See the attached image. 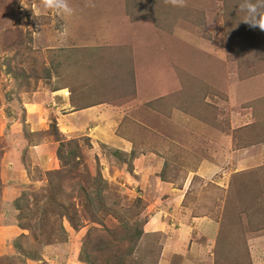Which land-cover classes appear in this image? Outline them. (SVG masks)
Here are the masks:
<instances>
[{"label": "rangeland", "instance_id": "obj_1", "mask_svg": "<svg viewBox=\"0 0 264 264\" xmlns=\"http://www.w3.org/2000/svg\"><path fill=\"white\" fill-rule=\"evenodd\" d=\"M87 3L69 0L64 38L39 0H0V264H264V32L237 0ZM109 38L167 66L163 95L133 101L130 144L68 142L40 87L113 75L126 96L131 53Z\"/></svg>", "mask_w": 264, "mask_h": 264}, {"label": "crops", "instance_id": "obj_2", "mask_svg": "<svg viewBox=\"0 0 264 264\" xmlns=\"http://www.w3.org/2000/svg\"><path fill=\"white\" fill-rule=\"evenodd\" d=\"M105 14L109 17V13ZM107 34H109L111 38L115 36L116 32L108 31ZM110 38L109 43L103 42L99 44V46L118 48V52H120L119 55L124 54L125 52L131 53L130 57H132V61L130 62V67L127 68V74L128 77L133 79L134 86L131 88V92L127 93V91L124 90L126 96H122L120 94L118 84L115 82L113 75L105 78L106 87H101L98 90H96V83L91 89H89L83 83L77 85V87H72L69 85H61L58 87L48 86V88L46 86L40 87V92L48 95L46 100L49 101V103L46 105V108H48V110L54 116V125L56 130L60 133V136L62 135V137L68 135L69 138H67V141H76L79 143L81 138H86L90 144H92L94 141H98L97 143L105 144V147H109L108 145L110 144H106L109 142L111 144L115 143L116 146H119L121 145L120 141L122 140H125L130 144V140H128L126 136L120 134L119 131L121 126L124 124L123 122L127 120V116H129L133 110V101L136 100L137 97H140L143 100V103H147V101L151 102L152 96L163 95L161 93L164 91L161 90L160 94H155V90L157 89L156 83L161 80V74L166 76L168 79L167 66H164V64L162 65L161 63V65L159 64L155 66H152L151 64L141 66L134 58V51L136 49L140 52L142 51L138 49L140 47L137 46V48L131 44H125V42L121 43L119 46L118 43H112ZM93 40L95 41L99 39L93 37ZM97 46L90 44V47ZM125 46L128 49H126ZM119 62L124 64L123 60H120ZM125 66L126 65L124 64L121 66V68ZM124 77H126V75ZM117 80L122 81L124 79L120 80V78H118ZM140 85L144 87L148 86L147 88H149L145 93H148V95H151V97L149 99L147 98L146 101L143 99L145 94L141 91L143 87ZM90 91H93L94 95L104 93L106 95V99L91 102V98L89 96L91 94ZM150 91L154 92V94H150ZM165 92L167 93L168 90ZM42 93H40V95ZM60 118L63 121H66V123H62V125L59 124L57 119ZM64 129H67L68 132H63ZM61 132H63V134ZM115 138L117 140L114 141ZM37 148H39V146ZM261 165L263 166V162Z\"/></svg>", "mask_w": 264, "mask_h": 264}, {"label": "clouds", "instance_id": "obj_3", "mask_svg": "<svg viewBox=\"0 0 264 264\" xmlns=\"http://www.w3.org/2000/svg\"><path fill=\"white\" fill-rule=\"evenodd\" d=\"M166 4L176 8H183L186 6V0H165ZM86 7H94L91 0H88ZM235 9L243 13L242 19L239 21L246 24L251 29H258L264 32V0H237ZM51 13L63 25L60 35L67 38L69 35V28L64 21L76 15V9L70 4L69 0H39L40 12Z\"/></svg>", "mask_w": 264, "mask_h": 264}, {"label": "trees", "instance_id": "obj_4", "mask_svg": "<svg viewBox=\"0 0 264 264\" xmlns=\"http://www.w3.org/2000/svg\"><path fill=\"white\" fill-rule=\"evenodd\" d=\"M146 104H148L150 107H151V102H147ZM55 130H56V128H55ZM56 134H57V136H60V134L58 133V132H56ZM57 141H59V139L57 140ZM68 142H72V141H68ZM116 153H118V152H116ZM57 173V172H56ZM60 189V184H56V189ZM95 196H93L92 198H94ZM95 199V198H94ZM50 201H51V199H49ZM64 213H66V212H64ZM67 215V213L66 214H61V216H60V218L61 219H63V218H65V217H67L66 216ZM61 227H62V230H63V234H65V239L67 238V234H66V231H65V228H64V226L61 224ZM23 229H25V228H23ZM21 238H23L22 236H20ZM139 237V232H136L133 236H131L129 239H134L135 238V240L137 239ZM86 241H87V239H86ZM38 257L37 256H32V257H30V259H32V260H38L37 259ZM124 258H125V256L122 258V263H123V261H124ZM80 261H83L84 263H86V264H94L93 262H91V261H89L87 258H82ZM116 264H119L117 261H116Z\"/></svg>", "mask_w": 264, "mask_h": 264}]
</instances>
